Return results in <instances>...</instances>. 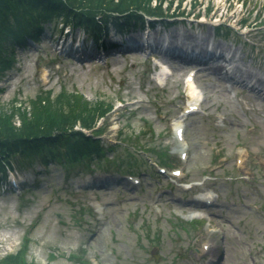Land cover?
Returning a JSON list of instances; mask_svg holds the SVG:
<instances>
[{"label": "rangeland", "instance_id": "obj_1", "mask_svg": "<svg viewBox=\"0 0 264 264\" xmlns=\"http://www.w3.org/2000/svg\"><path fill=\"white\" fill-rule=\"evenodd\" d=\"M193 3L184 0V15L147 29L150 42L166 47L159 53L143 47L138 24L119 29L110 22L99 43L121 40V46L94 52L88 40L90 53L66 55L61 33L78 37L81 47L88 31L61 27L59 18L44 24L38 40L16 45L12 67L0 77V107L14 97L29 107L39 91L56 95L63 86L91 102L112 103L87 134L103 124L106 156L138 162L133 172L140 182L131 184L125 170L114 168L120 160L102 170L36 156L46 165L33 158L20 167L17 191L0 189V259L16 254L29 235L27 260L35 264H80L71 253L87 264H264V22L257 23L264 21V0ZM241 18L247 21L239 25ZM218 23L231 31L215 34ZM189 70L201 102L182 118L192 98ZM179 122L181 142L174 135ZM184 147L182 161L177 154ZM152 148L168 154L170 165ZM153 160L166 173L156 174ZM176 166L183 176L173 178L177 184L168 177ZM181 180L195 185L184 190ZM210 187L215 204L202 205L195 193ZM202 207L210 214L196 217Z\"/></svg>", "mask_w": 264, "mask_h": 264}, {"label": "trees", "instance_id": "obj_2", "mask_svg": "<svg viewBox=\"0 0 264 264\" xmlns=\"http://www.w3.org/2000/svg\"><path fill=\"white\" fill-rule=\"evenodd\" d=\"M183 1L178 0L177 10L169 12L174 0H0V77L12 67L16 45L25 46L28 39L38 40L46 22L52 24L59 18L60 23L84 26L88 34L96 38L110 22L121 29L141 25L144 15H148L168 23L167 18L184 15V10L180 9ZM196 2L194 0V8ZM210 11L211 6L205 10L206 13ZM246 21L247 18L242 20L243 23ZM230 29L221 23L215 26L214 32L226 35ZM112 105L105 101L91 102L82 93L68 91L65 86L56 95L51 89L39 91L29 100V107L14 97L10 104L0 107V162L8 163L7 159L18 155V165L23 167L34 162L35 156H40L45 162L57 160L66 167L79 164L82 169H94L92 166L96 165L103 170L110 169L116 160H120L114 166L116 170L134 171L138 162L106 156L100 139L94 136L103 128L93 130L92 134H85L77 128V125L91 128L97 116L110 111ZM114 147L109 145V149ZM142 148V152H146L150 147ZM150 151L157 153L162 163H169V155L164 151L155 148ZM127 154L132 156L133 151L127 149ZM0 170L3 172L1 163ZM29 242V235H24L20 250L1 258L0 264H35L27 260ZM70 258L80 264L88 263L76 253H71Z\"/></svg>", "mask_w": 264, "mask_h": 264}, {"label": "bare ground", "instance_id": "obj_3", "mask_svg": "<svg viewBox=\"0 0 264 264\" xmlns=\"http://www.w3.org/2000/svg\"><path fill=\"white\" fill-rule=\"evenodd\" d=\"M188 89L191 93V95H194L195 94V87L193 85V83L191 81H188ZM210 245L208 244H205L203 245V249H208Z\"/></svg>", "mask_w": 264, "mask_h": 264}]
</instances>
